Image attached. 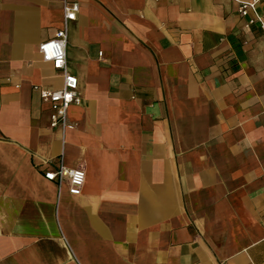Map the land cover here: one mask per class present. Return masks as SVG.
I'll return each instance as SVG.
<instances>
[{"label": "crops", "instance_id": "0c3cea01", "mask_svg": "<svg viewBox=\"0 0 264 264\" xmlns=\"http://www.w3.org/2000/svg\"><path fill=\"white\" fill-rule=\"evenodd\" d=\"M67 1L62 132L32 88L62 86L63 0H0V264H264V32L233 0Z\"/></svg>", "mask_w": 264, "mask_h": 264}, {"label": "built area", "instance_id": "2783aa9c", "mask_svg": "<svg viewBox=\"0 0 264 264\" xmlns=\"http://www.w3.org/2000/svg\"><path fill=\"white\" fill-rule=\"evenodd\" d=\"M233 1L238 5L239 15L245 19L244 28L249 29L251 26H257L264 32V18L255 13L257 4L264 0ZM78 9L77 3H69L67 0H63L62 28L54 34L53 38L38 46V53L42 61L51 64L54 70L61 73L62 86L57 90L43 89L38 86L32 88L40 99L49 105V128L60 129L62 132L74 128L68 123V112L72 106L81 104L77 78L68 71L66 61L68 26L70 22L76 20ZM43 178L56 184L58 188L67 182L69 193L78 196L84 184L85 172L81 169L66 168L59 164L54 171L44 172Z\"/></svg>", "mask_w": 264, "mask_h": 264}]
</instances>
